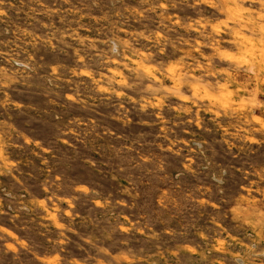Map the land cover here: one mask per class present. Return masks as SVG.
Returning a JSON list of instances; mask_svg holds the SVG:
<instances>
[{
  "label": "rangeland",
  "instance_id": "1",
  "mask_svg": "<svg viewBox=\"0 0 264 264\" xmlns=\"http://www.w3.org/2000/svg\"><path fill=\"white\" fill-rule=\"evenodd\" d=\"M0 264H264V0H0Z\"/></svg>",
  "mask_w": 264,
  "mask_h": 264
}]
</instances>
